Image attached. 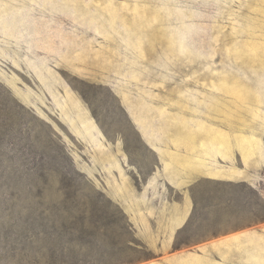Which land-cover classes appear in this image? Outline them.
I'll return each mask as SVG.
<instances>
[{
    "label": "rangeland",
    "instance_id": "rangeland-1",
    "mask_svg": "<svg viewBox=\"0 0 264 264\" xmlns=\"http://www.w3.org/2000/svg\"><path fill=\"white\" fill-rule=\"evenodd\" d=\"M224 181L264 197V0H0V264H264Z\"/></svg>",
    "mask_w": 264,
    "mask_h": 264
},
{
    "label": "trees",
    "instance_id": "trees-1",
    "mask_svg": "<svg viewBox=\"0 0 264 264\" xmlns=\"http://www.w3.org/2000/svg\"><path fill=\"white\" fill-rule=\"evenodd\" d=\"M224 185H234L237 186L236 191L242 196V198L252 197L257 201V205L255 207V220L257 221H264V197L261 194L259 188L250 185L245 181L240 182H232V181H224L222 182Z\"/></svg>",
    "mask_w": 264,
    "mask_h": 264
},
{
    "label": "crops",
    "instance_id": "crops-1",
    "mask_svg": "<svg viewBox=\"0 0 264 264\" xmlns=\"http://www.w3.org/2000/svg\"><path fill=\"white\" fill-rule=\"evenodd\" d=\"M214 176H216V177H225V175H221V174H219V175H214Z\"/></svg>",
    "mask_w": 264,
    "mask_h": 264
}]
</instances>
